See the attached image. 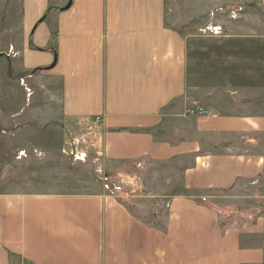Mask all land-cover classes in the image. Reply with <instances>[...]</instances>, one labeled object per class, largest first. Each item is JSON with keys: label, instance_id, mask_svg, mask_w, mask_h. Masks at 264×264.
Returning a JSON list of instances; mask_svg holds the SVG:
<instances>
[{"label": "crops", "instance_id": "crops-1", "mask_svg": "<svg viewBox=\"0 0 264 264\" xmlns=\"http://www.w3.org/2000/svg\"><path fill=\"white\" fill-rule=\"evenodd\" d=\"M256 1L264 10V0ZM18 5L22 69L39 70L58 88L30 89L7 120L20 111L38 133L54 130L67 161H82L95 148L104 161L118 163L103 167L106 173L140 175L147 163L166 162L176 168L179 186L177 193L151 194L163 199L143 218L99 181L93 192L64 191L59 183L9 184L0 188V264H264V108L244 111L255 110L250 96L241 105L225 100V108L200 99L203 111L190 113L196 97L187 38L166 23L165 0ZM254 25L263 32L264 48V24ZM252 41L258 40L247 39V46L256 50ZM16 53L8 61L15 62ZM250 63L227 73L225 96H239L231 80L239 77L249 95L264 90V55ZM10 107L7 102L8 113ZM79 140L87 149L70 145ZM166 185L176 187L171 179ZM211 191L226 192L224 204L205 202ZM161 200L166 209L159 208ZM227 205L241 214L224 216Z\"/></svg>", "mask_w": 264, "mask_h": 264}, {"label": "rangeland", "instance_id": "rangeland-1", "mask_svg": "<svg viewBox=\"0 0 264 264\" xmlns=\"http://www.w3.org/2000/svg\"><path fill=\"white\" fill-rule=\"evenodd\" d=\"M18 2L19 0H0V108L4 110V119L0 117V123L3 124L0 125V188H9V184L16 185L25 181L42 183L46 186L59 183L60 189L64 191L93 192L92 187L96 186L99 181L103 189L111 188L112 192L122 196V200L129 201L138 215L149 218L152 216V209L157 207L156 204L153 206V203H158L157 200L163 199L158 196L152 197L151 194L177 193L179 177L176 168L168 167L166 162H150L141 170L140 175L134 170L132 174H126L124 170L123 175L106 173L103 167H115L118 163L104 161L99 157L95 148L88 149L82 161L74 159L67 161L60 156L62 146L60 136L54 130L45 135L38 133L29 126L31 121L27 114L20 113V111L17 117L12 116L7 120V115L14 113L13 105L23 104L25 93L28 94L30 89L36 88L38 92V88L46 86L45 84L52 89L58 88L56 79L50 81L51 78L39 70L22 69L20 60L23 57L18 55L19 50L22 49ZM165 2L166 23L172 24L187 38V71L190 75L192 98L196 97L194 107L204 106V102L201 101V103L200 99L218 102L223 108L228 107L225 100L231 104L232 99L233 104L238 99L237 102L241 105L242 102H247L246 96H250L249 100L253 102L250 107H255V110L244 111L259 113V108H264V90L257 92L259 88H255L254 95L246 93L245 77L231 79L238 82L240 86L238 97L223 94L230 88L226 83L230 81L227 73L232 68L245 71L242 67L252 64L250 60H260L264 55L263 41L259 36L263 32L260 27L254 25L264 24V10L258 8L257 1L228 0L213 3L211 0H165ZM247 39L258 40L255 43L252 41L258 48L250 49L246 43ZM9 41L14 47L9 46ZM14 49L17 51L14 55L16 61L11 63L7 55L14 53ZM249 55L253 58L246 63ZM215 67L221 68L223 73L212 74L210 69ZM8 70L10 76L16 75V77L7 78ZM33 72L34 75L31 76L30 73ZM35 94L33 97L38 96ZM7 102H10L11 106L9 113ZM15 123L20 125L8 126V124ZM70 145L79 151L88 147V144L81 140ZM122 179L137 183L126 184L122 182ZM168 179L175 182L176 187L167 190ZM104 183L108 184L109 188L105 187ZM46 188L51 190L50 187ZM227 195L223 191H211L206 194L207 199L204 201L218 206L220 203L224 204L226 200L224 196ZM159 203L161 205L159 208L166 209L162 200ZM223 208L224 216H239L242 212L233 211L236 208L228 205ZM156 215V220L164 221L162 213L156 212Z\"/></svg>", "mask_w": 264, "mask_h": 264}, {"label": "built area", "instance_id": "built-area-1", "mask_svg": "<svg viewBox=\"0 0 264 264\" xmlns=\"http://www.w3.org/2000/svg\"><path fill=\"white\" fill-rule=\"evenodd\" d=\"M29 92V91H28ZM203 111L202 108L198 107V108H195V109H191L190 110V113H195V112H198V113H201ZM104 186L105 187H108V184L104 183ZM109 188V187H108Z\"/></svg>", "mask_w": 264, "mask_h": 264}]
</instances>
